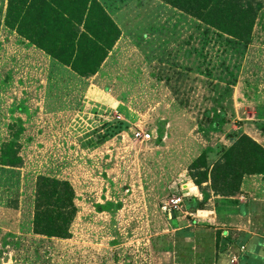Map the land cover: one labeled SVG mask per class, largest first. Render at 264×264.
Segmentation results:
<instances>
[{
    "label": "rangeland",
    "instance_id": "1",
    "mask_svg": "<svg viewBox=\"0 0 264 264\" xmlns=\"http://www.w3.org/2000/svg\"><path fill=\"white\" fill-rule=\"evenodd\" d=\"M93 1L119 36L97 71L83 73L89 58L76 49L89 42L76 38L75 69L35 45L40 20L22 33L7 27V0H0V264H179L175 213L219 235L207 218L217 195L209 188L222 157L217 146L247 136L264 148V8L245 42L162 0ZM116 122L128 128L105 135ZM138 131L151 139H137ZM205 173L200 187L194 179ZM42 176L74 191L67 239L34 230ZM248 176L262 186L242 191ZM262 179L246 174L239 192L228 185L225 192L248 208L264 199ZM192 196L202 202L199 212L170 213L173 198ZM258 204L251 229L248 217H230L234 233L221 237L219 258L236 254L241 234L264 238V200ZM185 240L204 252L206 235ZM255 257L251 264H264ZM230 258L221 264H236Z\"/></svg>",
    "mask_w": 264,
    "mask_h": 264
},
{
    "label": "trees",
    "instance_id": "2",
    "mask_svg": "<svg viewBox=\"0 0 264 264\" xmlns=\"http://www.w3.org/2000/svg\"><path fill=\"white\" fill-rule=\"evenodd\" d=\"M162 1L216 29L231 33L245 42H249L258 13L264 8V0ZM0 11L3 12L2 8ZM5 14L4 19L7 27H16L20 32L24 30L23 26L34 25L30 21L40 20L38 27L42 35L35 42V45L59 61L71 63L75 69H77V62L76 59L72 58V49L76 38L89 42V44H79V49H76L77 56L86 50V55L89 58V61L82 66L84 67V70H81L83 73H95L97 71L119 36V31L113 25L109 16L93 0H7ZM71 59H73V62H70ZM127 128L128 124L125 122L112 123L105 129V135L113 136ZM217 147L215 155L219 153L220 156L222 154L218 166L222 164L223 171L221 172L219 167L215 166L217 174L215 176L214 171L211 180L212 186L209 188L214 189L217 193L215 209L219 221L224 222L229 220L227 215L233 214L232 212L242 215L241 204L238 199L233 198V193L225 192L226 185L230 189L239 192L241 180L246 174L259 175L264 180V148L247 136L239 139L229 149H226L222 144ZM7 161H5L6 165L11 166L9 163L16 160ZM17 161H20V159ZM222 161L224 162L222 163ZM203 175L204 177L199 178V180L196 177L194 179L200 187H203V183L207 181L206 173ZM222 185L224 186L223 189ZM205 191L203 193L206 197L207 193ZM220 194L223 195L220 196ZM73 199L74 191L69 182L56 178L40 177L35 204V232L48 238L67 239L70 237V225L76 215V206ZM237 205L239 206L236 210ZM201 207L202 202L198 198L194 196L184 197V209L186 211L197 213ZM173 218H178L177 220H171L173 225L179 229L175 234V248L184 257L178 258L177 263H190L192 259H189V256H192V253L196 255V264L219 263V256H217V251L219 252V235L216 236L212 230H207V228L201 231L195 226L196 221L191 216H177L175 213ZM188 221L191 222H189V225L186 224ZM205 235L206 246L203 253H194L192 251L194 243L185 242L186 238L199 239V237ZM249 237L248 234H241V238H243L241 239V245L237 246L238 250H235V255L239 258L240 264H246L249 258V256L240 253L242 245L245 248L247 246L249 254L256 255V259H258V255L264 256V238L254 236L248 242ZM213 253L215 254L214 258Z\"/></svg>",
    "mask_w": 264,
    "mask_h": 264
},
{
    "label": "crops",
    "instance_id": "3",
    "mask_svg": "<svg viewBox=\"0 0 264 264\" xmlns=\"http://www.w3.org/2000/svg\"><path fill=\"white\" fill-rule=\"evenodd\" d=\"M257 176H248L247 178H245V180H244V183H243V186H242V191H246L245 190V188L248 186V185H246V184H249L250 186L252 185V183L253 184H256V183H258L257 184V186H262V182H260L259 180H258V178H256ZM253 186V185H252ZM251 186V187H252ZM252 189H253V187H252ZM257 189H259V188H257ZM256 191V190H255ZM217 199V196L216 197H214V200H213V211L210 213L211 215H209L210 216V218L209 217H207L210 221H212V222H218L217 224H219V246L221 245V242H223L222 240H221V237H223V238H225V237H228V233H230V232H233L232 230H230V228H227V227H230L232 224L231 223H229V221H230V219L233 217V214H235V217H239V218H245V217H248V224L249 225H252V226H249V229H251V228H253L254 226H255V223H256V221H255V215L254 214H256L255 212H256V208L257 207H259L260 205L258 204V203H261L264 199H261V197H254L253 198V201H255V202H257V203H253V204H250L251 206L250 207H248V208H245V206L243 205V204H241V208H242V215H239V213H235V212H232L233 214H231V215H227L228 217H229V220H226V221H224V222H220L219 221V219L217 218L218 216H217V213H216V209L214 210V208H215V200ZM239 201V200H238ZM262 205V204H261ZM238 206L239 205H237L236 207H235V209L237 210V208H238ZM193 214V213H192ZM196 214V213H195ZM249 215V216H248ZM192 217V216H191ZM231 217V218H230ZM234 217V218H235ZM250 218V219H249ZM251 221H253V223H251ZM235 226H237V225H235ZM246 225H244L243 224V227H245ZM239 229V228H238ZM238 232H240V231H238ZM237 232V233H238ZM234 233V232H233ZM237 233H236V235H237ZM239 235V234H238ZM250 237H249V239H248V242L256 235L255 233H253V234H248ZM221 240V241H220ZM235 244V243H234ZM234 244H233V246H234ZM246 245H247V243H246ZM236 248V250H238L237 249V246L235 247ZM246 250H247V246H246ZM220 251V250H219ZM231 253H233V251L232 252H230V254ZM249 253V251H247V253L246 254H243V255H246V256H249V258H248V261L246 262V264L247 263H250V259H253L254 258V254H248ZM233 257H236L237 258V255H232ZM233 257L232 258H230V256H228V254H227V252L226 253H224L220 258H219V264H221V263H224V262H227L228 260H227V258H230L231 259V262H233L232 260H233ZM230 261H228V263H229ZM235 262H236V264H238L239 263V259L237 258L236 260H235Z\"/></svg>",
    "mask_w": 264,
    "mask_h": 264
},
{
    "label": "built area",
    "instance_id": "4",
    "mask_svg": "<svg viewBox=\"0 0 264 264\" xmlns=\"http://www.w3.org/2000/svg\"><path fill=\"white\" fill-rule=\"evenodd\" d=\"M134 135L137 139H140L142 141H149L151 139L150 134L147 132H143V131H138ZM170 203L172 205V207L170 208V213L175 210L184 209V197L173 198ZM236 259H237L236 257H233V260H236Z\"/></svg>",
    "mask_w": 264,
    "mask_h": 264
}]
</instances>
